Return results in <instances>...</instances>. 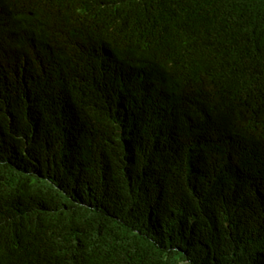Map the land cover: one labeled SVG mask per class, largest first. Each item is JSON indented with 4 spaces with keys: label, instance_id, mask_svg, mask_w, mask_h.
I'll list each match as a JSON object with an SVG mask.
<instances>
[{
    "label": "trees",
    "instance_id": "1",
    "mask_svg": "<svg viewBox=\"0 0 264 264\" xmlns=\"http://www.w3.org/2000/svg\"><path fill=\"white\" fill-rule=\"evenodd\" d=\"M167 50L195 69L155 111ZM260 127L264 0H0V264H264Z\"/></svg>",
    "mask_w": 264,
    "mask_h": 264
},
{
    "label": "clouds",
    "instance_id": "2",
    "mask_svg": "<svg viewBox=\"0 0 264 264\" xmlns=\"http://www.w3.org/2000/svg\"><path fill=\"white\" fill-rule=\"evenodd\" d=\"M65 1V0H64ZM90 2L91 4H93L95 2V0H85ZM168 12H166L165 10H163L162 12H157L158 15L160 16H164V14ZM143 19V17L141 18V20ZM119 22L123 21L122 19L118 20ZM134 24L136 26H140L139 23L134 22ZM12 41L15 42H19L18 38L13 34V36L11 37ZM203 47H204V53L209 49L206 42H203ZM169 60V71L161 77L163 79H166L168 86L163 84V82L161 81H156L155 79H153L150 76L143 75L141 77V80L137 77V78H132L131 81L134 83V85L136 87H139L141 89V93L134 96L135 98L139 99V100H145L148 99L149 100V104H151L154 108L155 111H157L158 109L161 108V106L163 105V103L167 102L166 99H168L169 97L172 96L173 92L176 91V88H179L182 85L183 82V76L188 75V70L191 65V62H193L194 60H186V62H181L179 60V58L176 55V52H172L170 50L165 51H161ZM244 57V56H243ZM242 57V58H243ZM21 59V58H20ZM246 59L243 58V60ZM18 61V60H17ZM22 61V59L20 60ZM230 65L233 64V62L227 61ZM250 60L246 59L245 60V66H248L250 64ZM63 64V75L61 76L60 73L57 71V69L52 65L55 73L60 76V77H67L70 74H76L81 78V75L79 73H77L76 71H72L69 70L67 68V61L66 62H60ZM148 64H152V63H148ZM15 65H19V62H16L15 57H11L9 60V65L3 69L5 71V75L7 76H11L13 77L14 75V71H12V69L15 67ZM101 65H103L102 67H99V70H105L107 74L104 75V79H106L109 76H112L114 74H116L118 76V79L120 81H124L127 80L129 77H132L136 74V70H130L129 67L127 66H123V64L121 62H111L107 59H103L101 61ZM225 68L227 67L225 64H222ZM188 68V69H187ZM230 68V67H229ZM191 69H195V68H191ZM222 70V67L217 65L215 67V71L220 72ZM200 80L199 81H203L205 84V88H209L211 86L215 87L216 84H218L220 81L219 80H215V78H210L209 77H213L212 74L206 72V71H202L199 75ZM208 79L210 80L211 83H209ZM64 80V79H63ZM65 82H69L68 80H64ZM213 83V84H212ZM215 84V85H214ZM227 98H230L232 96L235 97V95L233 94L232 91H227L224 90ZM236 98V97H235ZM132 100V99H131ZM228 106H230V104H226ZM139 107H137L136 109H134L136 112L138 111ZM252 110H249V113H251ZM250 114L245 113L244 115L249 116ZM128 126V125H127ZM258 128V127H257ZM263 128L260 127L258 130L252 132L251 134H246V138L242 141H244L248 146H250L252 143H254L255 141H257L259 138H262V141H264V135L259 132V130ZM127 145L129 146L130 143L127 142ZM129 148L133 151V157L130 158V160H127L129 162V164H139L138 162L140 161L137 157H138V152H137V146L136 147H132L129 146ZM129 149V151H130ZM144 163H147L144 160ZM212 167H210V170L218 176L221 175H225L220 169H218L216 166L218 165L217 162H214L213 164H211ZM206 169V168H205ZM222 170H227L228 172L230 171V169L227 168H223ZM193 171V170H192ZM192 171H188V173L190 174V176L193 174ZM202 174H206L209 176V174L201 171V170H196ZM198 180V179H197ZM221 182L218 183L217 185L213 186L212 189H210L208 192H206L205 196L207 194H209L210 192L213 191H217V189L219 188ZM191 187L195 190L192 191V194L199 196V192L204 190V187L201 190H197L195 187V184L191 183L190 184ZM163 189V182L161 181L160 184L155 186V191H161ZM204 196V197H205Z\"/></svg>",
    "mask_w": 264,
    "mask_h": 264
}]
</instances>
